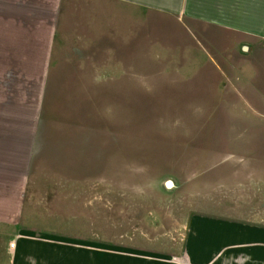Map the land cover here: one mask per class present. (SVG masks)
<instances>
[{
    "label": "rangeland",
    "instance_id": "obj_1",
    "mask_svg": "<svg viewBox=\"0 0 264 264\" xmlns=\"http://www.w3.org/2000/svg\"><path fill=\"white\" fill-rule=\"evenodd\" d=\"M97 2L63 5L68 59L51 78L20 227L88 256L74 264L97 248L94 264H264L251 244L264 228L252 196L264 44L243 51L218 29ZM226 232L247 244L209 251Z\"/></svg>",
    "mask_w": 264,
    "mask_h": 264
},
{
    "label": "crops",
    "instance_id": "obj_2",
    "mask_svg": "<svg viewBox=\"0 0 264 264\" xmlns=\"http://www.w3.org/2000/svg\"><path fill=\"white\" fill-rule=\"evenodd\" d=\"M96 1L113 8L120 5L200 23L239 37L247 48L264 44V0ZM67 2L0 0V264L88 262L83 251L78 252L81 255L77 258H71L68 253L74 250L67 245L53 244L51 239L20 227L37 131L45 114L47 97L52 92L51 78L56 76L58 63L68 59L64 46L69 42L62 25L63 5ZM93 24L92 28L98 29ZM78 33L79 41L75 43L83 45V33ZM257 174L263 176L255 183L257 190L252 196L259 200L256 213L264 221V170L260 169ZM232 225H235L233 229H244L242 223ZM259 229L251 234V244L259 260L264 262V228ZM224 235V245L209 251L230 250L247 244L249 239L242 232ZM12 242L14 247L9 248ZM97 250L91 253V264L99 259Z\"/></svg>",
    "mask_w": 264,
    "mask_h": 264
},
{
    "label": "water",
    "instance_id": "obj_3",
    "mask_svg": "<svg viewBox=\"0 0 264 264\" xmlns=\"http://www.w3.org/2000/svg\"><path fill=\"white\" fill-rule=\"evenodd\" d=\"M242 48H243V51H247L248 50L247 46H244ZM164 185H165L166 188H172L173 187V184H172L171 181H166Z\"/></svg>",
    "mask_w": 264,
    "mask_h": 264
},
{
    "label": "built area",
    "instance_id": "obj_4",
    "mask_svg": "<svg viewBox=\"0 0 264 264\" xmlns=\"http://www.w3.org/2000/svg\"><path fill=\"white\" fill-rule=\"evenodd\" d=\"M14 247V242L9 243V248H13Z\"/></svg>",
    "mask_w": 264,
    "mask_h": 264
}]
</instances>
